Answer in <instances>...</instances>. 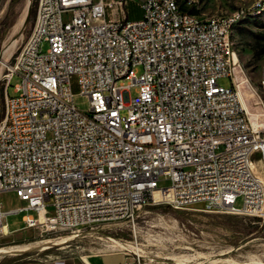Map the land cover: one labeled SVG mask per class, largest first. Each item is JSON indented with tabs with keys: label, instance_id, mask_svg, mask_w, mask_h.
<instances>
[{
	"label": "built area",
	"instance_id": "built-area-1",
	"mask_svg": "<svg viewBox=\"0 0 264 264\" xmlns=\"http://www.w3.org/2000/svg\"><path fill=\"white\" fill-rule=\"evenodd\" d=\"M130 3L141 18H128ZM185 6L197 1L38 0L2 76L0 193L23 204L0 200V232L8 213L24 212L26 228L76 232L135 223L150 203L264 217L250 161L258 151L264 167V130L240 100L226 39L244 12L206 23ZM225 76L230 87L218 82ZM78 94L90 110L77 108Z\"/></svg>",
	"mask_w": 264,
	"mask_h": 264
},
{
	"label": "rangeland",
	"instance_id": "rangeland-1",
	"mask_svg": "<svg viewBox=\"0 0 264 264\" xmlns=\"http://www.w3.org/2000/svg\"><path fill=\"white\" fill-rule=\"evenodd\" d=\"M183 1V0H182ZM197 7L185 6L202 17L244 9L245 16L235 26L232 39L238 59V75L243 101L253 122L264 130V0H196ZM28 0H0V11L17 16L20 21ZM38 0H30L26 25L22 31H3L7 37L0 45V123L5 116L7 72L5 64L15 61L34 25ZM128 18L143 16L137 3L125 7ZM6 13V12H5ZM17 13V14H16ZM6 20V19H5ZM4 21V20H3ZM47 45L44 46V50ZM21 78L15 75L8 92L15 95L14 87ZM219 84L230 87V77H221ZM238 83V82H237ZM75 104L81 111L91 108L90 97L78 94ZM253 170L264 174L260 153L250 155ZM6 209L17 206L14 193H1ZM242 205V200L237 201ZM167 204L150 203L142 207L138 217L131 221H112L91 229L46 232L39 228H26L24 212L8 213L10 228L0 232V264L12 260L37 261L66 258L94 253L125 252L137 264H264V217L229 212H208L201 207L176 209ZM33 244V245H31ZM29 246V247H28ZM136 246V247H135ZM20 248V249H17Z\"/></svg>",
	"mask_w": 264,
	"mask_h": 264
},
{
	"label": "crops",
	"instance_id": "crops-1",
	"mask_svg": "<svg viewBox=\"0 0 264 264\" xmlns=\"http://www.w3.org/2000/svg\"><path fill=\"white\" fill-rule=\"evenodd\" d=\"M28 13L29 11L27 12V15ZM26 17L24 19V23H22L21 21L22 18L19 21L17 16H15V13H14V15H12L13 19H11L10 15H7V9L6 10L3 9L0 11V28L4 32L5 31H21V29H23L26 25ZM6 42H7V37L4 36L0 38V45L2 47L6 44ZM4 193H9V192H4ZM17 202H18L17 206H20L23 204V202L19 198H17ZM7 228L8 229L10 228L9 224ZM1 264H137V263L133 257L126 255L125 252L114 251V252L87 254L85 256L80 255V256H72V257H66V258H56V259L37 260V261H14V262H7V263H1Z\"/></svg>",
	"mask_w": 264,
	"mask_h": 264
},
{
	"label": "bare ground",
	"instance_id": "bare-ground-1",
	"mask_svg": "<svg viewBox=\"0 0 264 264\" xmlns=\"http://www.w3.org/2000/svg\"><path fill=\"white\" fill-rule=\"evenodd\" d=\"M183 1L182 0H173V2H175V4H182ZM29 6H30V0H28V2H27L26 11H25L24 16H23V18L21 20L22 23H24V19H25L26 15H27V12L29 11L28 10ZM239 11L240 12H244V13L238 15V19H237V22L235 24H232L230 27H226V39H230V43H231V47H232L233 52H234V42H233V39H232V33H233V30H234L235 26L242 20V18L245 16V13H246L244 9H239ZM228 19H234V11L215 14V15L210 16V17H202V16H200L198 14H195V21H198V22L214 23V21H218V20H228ZM21 31H22V29H21ZM237 87H238V92H239L240 100H241L243 106L247 109V106L245 105V103L243 101L244 100L243 99V91H242L241 88H239L240 87V82L239 81L237 83ZM255 124H257V123L255 122L254 125ZM255 126L258 127L259 125L258 126L255 125ZM260 165H261L262 170H263L264 167H263V165H262L261 162H260ZM258 176L264 181V174L263 175H258ZM4 229L7 230V227H5ZM31 245H33V244H31ZM17 249H20V248H17ZM8 250L7 249H4V248H1L0 249V252H5V251L7 252ZM86 259H87V257H86Z\"/></svg>",
	"mask_w": 264,
	"mask_h": 264
},
{
	"label": "trees",
	"instance_id": "trees-1",
	"mask_svg": "<svg viewBox=\"0 0 264 264\" xmlns=\"http://www.w3.org/2000/svg\"><path fill=\"white\" fill-rule=\"evenodd\" d=\"M168 207H171V206L169 205ZM14 261H18V260H12V261H9V262H14ZM5 263H7V262H5Z\"/></svg>",
	"mask_w": 264,
	"mask_h": 264
}]
</instances>
